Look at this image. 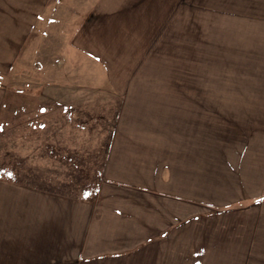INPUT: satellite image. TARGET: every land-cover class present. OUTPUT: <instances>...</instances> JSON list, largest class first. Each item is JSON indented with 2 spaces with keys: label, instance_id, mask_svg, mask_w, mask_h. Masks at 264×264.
<instances>
[{
  "label": "rangeland",
  "instance_id": "1",
  "mask_svg": "<svg viewBox=\"0 0 264 264\" xmlns=\"http://www.w3.org/2000/svg\"><path fill=\"white\" fill-rule=\"evenodd\" d=\"M103 5L106 25L102 27L104 17L100 21L95 16L86 30H78L77 53L70 65L62 58L59 68L46 66L45 82L30 81L28 89L19 90L22 99L13 92V111L2 112L0 121V185L24 186L47 199L57 195L91 201L103 178L106 155L120 151L111 145L113 138L120 133L130 136L133 123L152 125L166 136L176 135L166 151L183 150L188 224L184 248L189 259L196 253L189 243L197 232L196 222L212 217L214 229L222 231L215 237L229 236L223 231L238 227L230 234L233 259L244 264L245 244L251 250L261 248V237L254 240L253 226L247 221L245 228V218L249 213L251 220L264 217V187L260 178H240L247 185L231 186L232 199L226 183L235 185L233 176L242 174L237 159L244 155L251 161L244 164L247 169L260 171L256 167L264 151V0H130L94 7ZM85 19L77 18L78 29ZM31 73V80L40 77ZM58 73L59 90L51 81ZM33 85H41L44 98L35 97ZM66 107L71 113L63 112ZM129 148L138 153L135 145ZM213 150L227 159L233 154L236 160L232 173L222 168L221 179L210 181ZM197 168L203 181L199 186ZM219 187L226 188L213 194ZM18 195L20 202V194L14 197ZM244 196H260L253 201L259 206L224 212ZM19 214L17 209L13 217ZM77 218L75 214L73 220ZM207 260L205 264H216ZM256 262L253 258L251 264Z\"/></svg>",
  "mask_w": 264,
  "mask_h": 264
},
{
  "label": "crops",
  "instance_id": "2",
  "mask_svg": "<svg viewBox=\"0 0 264 264\" xmlns=\"http://www.w3.org/2000/svg\"><path fill=\"white\" fill-rule=\"evenodd\" d=\"M125 1L130 0H0V121L2 112L13 111L14 91L17 99H22L24 96L19 90L28 89L30 81L45 82L46 66L59 68L62 58L70 65L77 53L78 30H86V23L95 16L100 21L104 17L101 25H106L105 6L102 10L94 5ZM77 18H86L79 29ZM88 33H92L90 27ZM31 72L35 76L40 73V77L31 80ZM59 74L51 78L56 82V89L60 87ZM31 87L36 88L35 97L44 98V91L38 90L41 85ZM21 107H24L22 102ZM67 108L63 112L71 113ZM42 110L39 107L38 113ZM181 113L178 118L183 119ZM132 125V132L127 133L130 136L124 138L125 133L123 136L120 133L118 138H113L111 145L121 147L120 151L106 155L101 170L103 178L91 201L64 200L57 195L47 199L44 194L24 186L0 185V264H205L208 258L216 264H236L230 234H235L238 227L223 231L229 235L225 234L223 239L215 237L222 231L214 229L216 218L212 217L196 222L197 232L189 239L190 251L196 253L189 259L188 247L184 248L188 224L184 220L183 150L166 151L177 140L172 132L166 136L165 132L155 131L152 125ZM132 144L138 147L135 148L138 153L128 152ZM219 153L213 150L214 173L207 176L210 181L221 179L218 171L222 168L230 173L234 170V155L228 154L227 159ZM155 158L157 163L153 165ZM168 160L177 163L172 166ZM237 160L242 174L233 176L235 185L228 182L229 189L219 187L212 190L213 194L226 188L229 198L234 199L231 186L247 185L245 180L251 178H260L262 181L258 182L264 187V151L261 161H256L258 173L252 170L253 166L247 169L249 166L244 165L251 163L246 155ZM199 171L197 168L198 186L203 182L198 177ZM15 194H20V202L19 195L15 198ZM258 197L233 200L224 207L228 209L224 212L258 207L259 204H253ZM17 209L20 217H13ZM78 210L82 212L77 214ZM23 212L26 217L22 216ZM75 214L78 218L74 221ZM250 214L245 218V228L249 221V227L253 226L250 235H256L254 240L258 235L261 237V248L251 250L245 244L244 264H251L253 258H257L256 264H264V217L251 220Z\"/></svg>",
  "mask_w": 264,
  "mask_h": 264
}]
</instances>
